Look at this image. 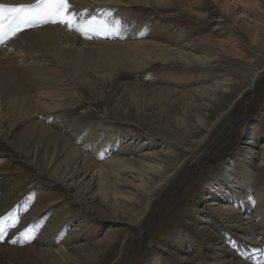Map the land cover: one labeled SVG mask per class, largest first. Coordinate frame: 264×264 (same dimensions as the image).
Masks as SVG:
<instances>
[{
  "label": "rangeland",
  "instance_id": "1",
  "mask_svg": "<svg viewBox=\"0 0 264 264\" xmlns=\"http://www.w3.org/2000/svg\"><path fill=\"white\" fill-rule=\"evenodd\" d=\"M182 1L184 9L176 4L136 9L129 4L119 20L130 25L127 34L135 41L172 48L186 45L199 62L157 60L145 67L122 68L106 88L93 92L77 87L78 96L63 95L52 123L54 132L73 136L89 155L97 140L117 141L109 150L112 155L124 142L131 146L127 157L136 158L138 148L170 152L167 173L158 186L151 184L150 197H128L132 187L117 185L112 178L104 201L96 176L87 169L74 180L88 189L90 211L75 199L76 188L39 173L0 137V218L7 217L2 220L0 247L27 251L36 242L37 249H56L64 242L69 248L92 247L97 254L93 258L87 251H70L71 258L51 257L50 264H231L210 257L216 259L217 252L237 254L240 246L250 252L252 243L258 242L246 233L230 231L236 238L230 245L214 238L219 235L215 228L204 232L203 227H210L208 204L217 181L221 182L219 175L226 173L235 184L234 177L243 174L238 150L246 149L250 140L257 150L264 144V30L260 29L264 0H248L246 5L233 0ZM254 75L251 89L237 103ZM73 126L86 132L75 134ZM253 168L254 189L264 194V165ZM123 177L135 183L129 174ZM126 188L129 193H123ZM260 199L257 208L262 207L264 214V196ZM50 200V212L41 210L42 218L32 222L27 208ZM70 228H77L73 237ZM46 260L31 253L26 260L12 259L9 264H48ZM256 262L264 264V259Z\"/></svg>",
  "mask_w": 264,
  "mask_h": 264
},
{
  "label": "bare ground",
  "instance_id": "2",
  "mask_svg": "<svg viewBox=\"0 0 264 264\" xmlns=\"http://www.w3.org/2000/svg\"><path fill=\"white\" fill-rule=\"evenodd\" d=\"M233 1L248 4V0ZM69 3L82 15L94 16L102 23L112 19L119 21V34L101 33L92 34L89 37L58 23H43L42 18H39L34 26L22 25V30L15 35L7 33L3 42H0V137L8 141L13 149L37 168L39 173H46L52 181L76 188L75 199L90 211L92 206L85 197L89 192L88 189L78 184L77 186L78 180H74L79 171L87 169H90L91 176H96L97 191L100 192L104 201L113 187L112 178L117 185L132 187L134 191L128 194V197L141 195L149 198L152 193L151 184H154V187L158 186L160 179L167 173L165 163L171 158L170 152L164 148L158 151L138 148L136 158L127 157L131 146L124 142L119 143L120 148L116 150V154L112 155L109 150L116 145L117 141L114 144L111 140H97L96 145L90 148L93 155H89L87 151L75 144L73 136L54 132L52 123L57 121L58 110L64 103L63 95L68 93L66 98L78 96V92L75 91L77 87L93 92L106 88L113 84L116 71L122 68L135 65L145 67L157 60L166 63L170 59H176L185 64L199 62L198 57L187 51L186 45L180 46L181 48H178L179 46L172 48L150 41H135L132 35L127 34L130 25L124 23L122 19L119 20V17L124 14L125 6L129 4L137 7L136 9H141L143 6L168 7L174 4L184 9L186 4L182 0H69ZM0 4L6 7L35 5L37 0H0ZM33 11L38 12L39 9ZM11 15L12 13L5 11L0 17L4 27ZM260 29L264 30V26ZM109 36L114 39L105 40ZM255 77L257 75L252 77L248 86L240 94L237 103L251 89ZM68 89L74 90L68 92ZM80 95L82 96V91ZM48 99L49 103H45L44 101ZM72 129L75 134L86 132L76 126ZM99 132L102 131L99 130ZM102 134L104 135L105 132ZM100 135L101 133H98L94 139H98ZM248 144L246 148L248 152L244 147L238 150L240 164L243 167L242 178L235 176L234 178L238 181L232 184V178L229 175L226 173L219 175L221 182L217 181L214 196L208 204L211 209L210 223H208L210 227L208 229L203 227V229L205 232L211 227L215 228L219 235H214V238H223L219 242L224 241L230 245H233V241L236 242V238L231 236L230 231L234 234L246 233L255 237L258 242L252 243L250 252L241 246L236 248L237 254L217 252L216 259L210 257L213 262L257 264L256 261L264 259V214L262 207L257 208L259 206L257 203L262 201L260 198L264 194L254 189L257 173L253 168V165L259 167L264 165V144L258 150L253 140H250ZM125 173L132 176L135 183L123 177ZM124 189L123 193H129V188ZM24 194L26 193L22 196ZM30 200H26V203ZM52 205L51 200L47 205L41 204L38 207L30 208L28 205L27 209L33 219L32 222L42 218H39L41 210L46 209L47 213L50 212ZM76 229L70 228L68 232L70 237L74 236ZM35 243L27 251L1 246L0 264H9L12 259L26 260L31 253L36 257L47 259L48 264L51 257L57 256L63 260L71 258L70 251L78 252L79 250L84 251L85 254L87 251L86 255L97 257L92 247L83 249L79 246H71L69 248L62 242L56 249H42V247L37 249ZM96 247L98 242L95 243L94 248Z\"/></svg>",
  "mask_w": 264,
  "mask_h": 264
},
{
  "label": "snow or ice",
  "instance_id": "3",
  "mask_svg": "<svg viewBox=\"0 0 264 264\" xmlns=\"http://www.w3.org/2000/svg\"><path fill=\"white\" fill-rule=\"evenodd\" d=\"M34 9H39L34 12ZM7 11L12 13L8 21L7 28L0 22V42L7 33L15 35L22 30L21 26H34L39 18H42L43 23H58L62 26H67L69 30H74L81 35L89 36L92 34H119V21L112 19L103 23L97 20L94 16L82 15L74 6L69 3V0H37L35 5H19L5 6L0 4V17ZM7 217L0 218V242L4 239V229L2 220ZM14 226V225H13ZM23 234V233H22ZM16 243V241H12Z\"/></svg>",
  "mask_w": 264,
  "mask_h": 264
}]
</instances>
